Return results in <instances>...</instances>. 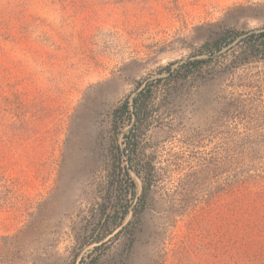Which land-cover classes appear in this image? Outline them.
Instances as JSON below:
<instances>
[{
	"label": "rangeland",
	"instance_id": "rangeland-1",
	"mask_svg": "<svg viewBox=\"0 0 264 264\" xmlns=\"http://www.w3.org/2000/svg\"><path fill=\"white\" fill-rule=\"evenodd\" d=\"M261 28L264 0H14L0 8V264H80L99 246L94 264H264V179L220 193L224 133H264V103H249L259 82L264 101V64L230 70L220 61L160 86L137 155L155 168L148 210L100 244L89 237L110 207L114 109L222 33ZM239 97L244 108L228 114L223 103ZM247 168L263 176L264 158Z\"/></svg>",
	"mask_w": 264,
	"mask_h": 264
},
{
	"label": "trees",
	"instance_id": "trees-1",
	"mask_svg": "<svg viewBox=\"0 0 264 264\" xmlns=\"http://www.w3.org/2000/svg\"><path fill=\"white\" fill-rule=\"evenodd\" d=\"M13 1L0 0V8L10 7ZM234 43L235 45L226 54L213 57V55ZM195 56L207 57L180 63L177 67H174L175 63L164 67L162 69L164 77L155 81L143 82L144 86L142 88L139 84L132 98L125 99L112 112L104 198V201L109 203L110 207L108 212H101L89 231V237L93 239V243L100 244L113 234L116 235L125 231L130 219L139 216L141 212L143 216L145 211L148 210L150 194L156 184V181L153 180L155 168L151 161L142 159L141 163L137 155L139 145L141 141L145 140L146 133L149 130L150 122L155 113L159 111L155 100L161 92V87L196 78L204 68L220 61L225 63L222 66L230 70L264 64V32L250 33V31L228 30L213 42L204 44ZM261 86L262 82H259L256 87L255 100L250 99L249 101L251 106L255 103L256 108L261 107L264 103L262 101ZM162 92H164V89H162ZM242 103H245V101H241L239 97L233 101H226L222 106L229 114V112H236L238 109L242 111L244 108L241 105ZM224 136L225 156L220 172L226 174V177L223 184H221L220 193L232 194L245 182L257 178L264 179V175L254 174L252 169L247 168L248 164L264 158V133L247 130L244 132L227 130ZM214 166L212 165V170L215 169ZM207 170L208 168L204 171ZM191 192H193L192 189L187 194L190 195ZM128 197H130L129 201H127ZM194 198L188 197L186 202H193ZM214 199L215 196L210 195L204 203H209ZM134 201L136 202L132 207L131 203ZM196 206L193 205V207ZM99 249L100 246L92 248L87 255L88 261L82 259L80 264H94Z\"/></svg>",
	"mask_w": 264,
	"mask_h": 264
},
{
	"label": "water",
	"instance_id": "water-1",
	"mask_svg": "<svg viewBox=\"0 0 264 264\" xmlns=\"http://www.w3.org/2000/svg\"><path fill=\"white\" fill-rule=\"evenodd\" d=\"M260 32H264V28H261V29H257V30H252L250 31V33H260ZM234 44L230 45V46H227L226 48H224L223 50H221L219 53L213 55V57H217V56H220V55H223V54H226L231 48L232 46H234ZM207 56H195V57H191L189 59H186V60H182V61H178L174 64V67H177L180 63H184V62H188V61H193V60H200V59H204L206 58ZM164 77V76H163ZM147 82V81H146ZM144 86V84L141 86V88ZM132 97H130L131 99Z\"/></svg>",
	"mask_w": 264,
	"mask_h": 264
}]
</instances>
